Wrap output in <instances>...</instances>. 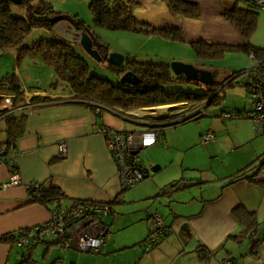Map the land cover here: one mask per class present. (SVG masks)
I'll return each mask as SVG.
<instances>
[{
  "label": "crops",
  "instance_id": "obj_1",
  "mask_svg": "<svg viewBox=\"0 0 264 264\" xmlns=\"http://www.w3.org/2000/svg\"><path fill=\"white\" fill-rule=\"evenodd\" d=\"M37 1L33 0L32 4ZM45 1L52 4V1L57 0ZM136 1L138 4L133 14L139 22L156 28L180 29L184 38L180 44L190 46L199 40L230 45L243 43L239 33L222 15L221 0H188L199 5L201 13L198 18L173 14L165 0ZM52 7L57 11L53 4ZM260 14L264 19V12ZM61 28L69 34V41L76 42L74 28L67 25ZM39 29L42 28L35 31ZM90 29L98 37L94 29ZM140 36H143L140 37L143 38L142 44L156 40V37L160 42L169 45L174 43L159 36ZM138 48L131 51L135 53ZM123 49L119 48L118 51L121 53L128 50ZM17 55V49L0 52V78L9 73L14 74L24 91V100L19 104H15L14 95L0 93V145L6 140L4 117L8 113L26 116L24 133L15 143L14 164L20 183L6 189L0 187V238L17 229L42 223L55 206L67 207L83 199L110 202L112 205L117 200L121 190L115 164L99 131L101 127L125 132L162 126L163 141L145 149L149 150L157 148L159 144H166L169 137H164V128L188 118L180 117L182 111L197 112L202 107L179 103L129 110L117 108L121 110L119 114L104 110L97 116L90 107L73 99L69 87L63 85L64 82L42 62L38 54L25 53L19 60ZM148 55V52L142 54L143 57ZM172 59L209 69L214 72V80L219 81L214 68L202 66V61L197 60L194 53L187 59ZM195 90L200 89L196 87ZM32 96L48 97L50 100L30 103ZM238 120H226L222 124L211 121L207 130L213 135L208 146L218 147L219 152L207 148L205 151L208 153H204L218 160L228 170L213 174L212 178H197L196 183L188 182V177L171 180L169 183H160L156 177L149 181L159 191L158 195L163 196L162 199L167 202L166 216H162L166 235L153 248L144 250L141 257L143 264H264V166H260L264 163V136L258 134L252 120ZM203 134L202 131L199 133L201 139ZM62 140L66 142L64 158L58 156L57 148L58 142ZM200 146L206 148L207 144ZM147 157L152 161L149 154ZM165 166L161 164L159 170ZM242 169L244 176L236 178ZM188 170L201 171L197 166L188 167ZM9 173L7 166L0 163V184L7 180ZM31 181L39 183L43 189H59L63 193L62 199L49 205L32 201V195L24 187ZM194 185L199 186V195L197 192V195H192ZM238 206L254 212L258 221L257 230L252 236V241L256 240L253 246L251 240L237 243L233 239V236L244 230V226L233 214V209ZM169 216L172 220L167 221ZM183 223L186 228L182 227ZM171 229L178 233L181 230V236L170 235ZM107 230L109 233L108 225ZM40 245L43 246L40 250L43 264H55L58 259H51L49 254L53 250L60 254V251L55 239L51 238L28 248L0 241V264H29ZM198 245L214 251L209 260L198 258ZM26 257L29 261L21 262ZM65 257L66 252L59 258L62 264Z\"/></svg>",
  "mask_w": 264,
  "mask_h": 264
},
{
  "label": "trees",
  "instance_id": "obj_2",
  "mask_svg": "<svg viewBox=\"0 0 264 264\" xmlns=\"http://www.w3.org/2000/svg\"><path fill=\"white\" fill-rule=\"evenodd\" d=\"M32 1L20 0L19 4H13L10 0H0V52L17 49L18 60L25 53L38 54L42 62L53 70L56 77L68 85L76 102L90 107L94 113L96 105L102 108L99 113H96L97 116L104 110L114 108L129 110L179 103H191L194 107L202 106L204 108L210 105H218L222 100L221 96H219L220 91L225 87L238 83L237 77L240 72H232L227 78L219 81L214 80L212 84L204 86L198 82L188 80L183 75H174L171 71L170 63L160 60H127L120 66L113 65L106 59L100 61L106 64V68L117 77L130 70L139 78V82L136 85L124 84L120 80L117 83H112L107 78L90 72L88 64L75 49L77 42L53 36L51 38H39L31 44L27 43L26 40L34 29L42 28L49 33H53L54 27L59 21L52 22L51 18L61 14V12L55 11L52 4L48 1L38 0L35 4H32ZM165 1L175 15L191 18L200 16V7L196 2L188 0ZM221 1L223 7L222 15L236 29L243 39V43L230 45L208 43L203 40L192 42L190 46L196 59L201 61L215 60L224 57L227 53L238 51L247 55L252 54L255 59H264V49L255 47L250 43V38L257 26L258 13L242 8L234 1L232 3ZM137 4L136 0H88V7L95 27L111 31L139 33L147 36L154 35L174 42L184 41L180 29L172 27L156 28L139 22L133 14ZM13 7L20 11L19 15L13 13ZM76 22L79 25V31L84 27L90 29L83 21L76 20ZM75 31L77 30L75 29ZM94 37L99 42V53L106 56L109 53L108 48L98 37L95 35ZM249 78L246 83H243L246 90L249 85ZM174 82L189 83L200 90L196 92L166 90V87ZM0 93L14 95L15 104H19L24 100V91L17 76L12 73L0 78ZM48 100H50L48 97L32 96L29 102L38 103ZM236 111L245 112L247 110ZM4 120L6 124V140L0 145L5 146L1 157L11 160L13 159L11 155L16 153L15 143L24 133L26 116L8 113ZM260 166H264V163ZM242 172L243 169L238 171L235 177L244 176V172ZM122 191L120 194H122ZM29 192L32 195V191ZM62 197L63 193L57 188L49 187L43 189L41 187L39 200H35L32 196L31 199L32 201L49 205L59 202ZM119 197L120 195H118L117 199ZM58 207L55 206L53 208ZM233 214L244 226L243 232L233 236V239L237 243H241L245 239L252 241L253 233L256 232L258 227L254 212L248 211L243 206H238L233 209ZM0 241L14 244L12 234L1 237ZM255 243L256 240H253L251 245L253 246ZM196 253L200 260L207 261L214 254V251L209 250L204 245H198ZM28 261L29 258L26 257L21 262Z\"/></svg>",
  "mask_w": 264,
  "mask_h": 264
},
{
  "label": "rangeland",
  "instance_id": "obj_3",
  "mask_svg": "<svg viewBox=\"0 0 264 264\" xmlns=\"http://www.w3.org/2000/svg\"><path fill=\"white\" fill-rule=\"evenodd\" d=\"M224 1L232 3L231 0ZM52 2L56 10L62 12L61 14H66L74 17L76 20L83 21L87 26L94 29L99 40L106 45L109 52L120 53L118 50L123 47L124 49H128H123L124 51L120 53L124 56L125 61L142 60L145 58L171 63L172 61H181L172 58L187 59L193 56L191 46L180 44V42H174L169 45L160 42L157 40L159 38L156 37V40H150V42L142 44L143 38L140 37L143 36L140 35L143 34L111 31L105 28L95 27L92 14L88 7V0H57ZM12 10L14 14L19 15L20 11L17 8L13 7ZM64 25L72 28L67 21H59L53 33H49L44 29L36 31L34 29L26 41L31 44L32 40L36 41L39 38H51L53 36H63L67 40H71L69 34L61 28ZM76 42L75 49L86 61L91 73L107 78L112 83H117L120 80L119 77L106 68V64L91 58L78 44V38ZM250 43L255 47L264 49V19H262L261 14L258 15L257 26L250 38ZM140 44H142V47H139ZM134 48H138L135 53L131 51ZM145 52H148V57L142 56ZM254 65L255 61L249 55L239 51L227 53L219 59L202 61V66L214 68L217 72L218 80L227 78L232 72H240V75L237 77L238 83L225 87L220 91L219 96H221L222 100L218 105L205 107V116H200L199 112L192 110L182 111L183 113L181 112L180 117H188V119L185 122L181 121L182 123L178 122L177 124L164 128V137H169L165 145L159 144L157 148L143 150L139 153L143 164L149 169V176L136 185L123 190L120 197L112 203L111 214L103 219L109 227V233L107 235L106 245L101 253L91 254L67 250L66 257L63 260L64 264H143L141 260L142 254L144 253L142 243L151 230L147 216L158 212L161 216L165 217V211L167 210V202H164L165 199H162L163 196L158 195L159 191L152 184H149V181L152 177H156L160 183H169L171 180H181V178L188 177V182L196 183L198 182L197 178L200 179L202 177L203 180L209 177L212 178L213 174L228 170V168H223L218 160L216 161L215 158H211L204 153H208V151H205L207 148L215 152H219V149H217L218 147H214V145L208 146L210 144H208L209 141L206 143L207 147L202 148L200 146L201 136H199V133L201 131L205 133L210 128L209 123L211 121L219 124L225 123L217 117L220 111H242L252 107L251 100L248 97L243 83L249 78V70ZM63 85L68 87L65 83ZM195 88L196 86L189 83L174 82L169 84L166 90L196 92ZM197 117L198 119L196 120L195 118ZM241 120H247V118H242L238 121ZM147 154H149V158L152 161L148 159ZM154 164H165L166 166L162 167L159 171L152 172L150 167ZM193 166H197L201 171L188 170V167ZM193 189L192 195H197L196 192L198 195L200 194L199 186L194 185ZM204 192L208 194L206 191ZM168 220H172V217H167ZM177 234L178 231H172L171 229L170 235L179 237ZM51 240H54V238H51ZM38 248L29 264H43L42 254H40L43 246L40 245ZM49 257L51 259L61 258L59 252L56 250H53L49 254Z\"/></svg>",
  "mask_w": 264,
  "mask_h": 264
},
{
  "label": "built area",
  "instance_id": "obj_4",
  "mask_svg": "<svg viewBox=\"0 0 264 264\" xmlns=\"http://www.w3.org/2000/svg\"><path fill=\"white\" fill-rule=\"evenodd\" d=\"M238 6L257 13L264 12V0H231ZM255 61L254 67L249 70L250 78L247 88L248 97L251 100L252 107L245 112L220 111L217 117L223 121L247 118L256 125L258 134H264V59H255L252 54L249 55ZM102 109L99 105L95 107V113ZM107 111L119 114L121 110L107 109ZM197 112L200 116H205L204 107ZM162 126L147 128L136 131H116L113 128L101 127L102 134L107 151L111 156L116 169V176L119 181L120 190L128 189L149 176V169L143 164L139 153L163 141ZM213 138L210 131L202 135L200 145H205ZM58 156H66V142L59 141L57 144ZM5 146H0V163L7 166L10 173L6 181L0 184L2 189L14 186L20 183L19 174L14 164L16 153H13V159L8 160L1 157ZM27 191H32V197L39 200L41 195V186L35 181L24 185ZM111 214L110 202H98L94 200H76L67 207L52 208L49 211L48 218L42 223L17 229L12 233L14 244L19 247H30L37 243H44L49 238H54L60 251L61 257L67 250L86 252L92 254L101 253L106 245V236L108 233L107 224L103 219ZM148 223L150 233L143 241V249L150 250L157 245L166 235V229L163 217L154 212L149 215ZM225 262L224 264H227ZM55 264H62L57 260Z\"/></svg>",
  "mask_w": 264,
  "mask_h": 264
},
{
  "label": "water",
  "instance_id": "obj_5",
  "mask_svg": "<svg viewBox=\"0 0 264 264\" xmlns=\"http://www.w3.org/2000/svg\"><path fill=\"white\" fill-rule=\"evenodd\" d=\"M10 1L13 4L20 3V0ZM51 21H67L72 28L76 29L78 32H75V36L76 39L78 38V44L94 60L99 62L106 59L109 63L116 66L123 65L126 62L124 56L118 52H109L106 56L100 54L98 51L99 42L96 41L92 31L87 27H84L79 31V25L73 17L66 14H58L51 18ZM170 68L174 75H183L188 80L198 82L204 86L210 85L214 82V72L209 69L198 68L190 63H184L181 61H172L170 63ZM119 78L120 82L124 84L136 85L139 82V78L130 70L125 71ZM159 168L160 165L155 164L150 167V170L156 172ZM182 227L186 228V224ZM181 232L182 231L180 230L178 233L180 236Z\"/></svg>",
  "mask_w": 264,
  "mask_h": 264
}]
</instances>
